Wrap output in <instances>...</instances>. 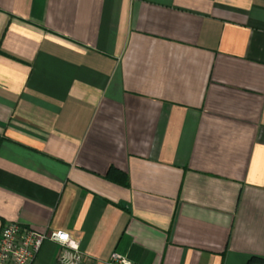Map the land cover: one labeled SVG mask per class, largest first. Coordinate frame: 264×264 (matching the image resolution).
Instances as JSON below:
<instances>
[{"label": "crops", "instance_id": "0c3cea01", "mask_svg": "<svg viewBox=\"0 0 264 264\" xmlns=\"http://www.w3.org/2000/svg\"><path fill=\"white\" fill-rule=\"evenodd\" d=\"M9 221L82 264H264V0H0Z\"/></svg>", "mask_w": 264, "mask_h": 264}, {"label": "built area", "instance_id": "2783aa9c", "mask_svg": "<svg viewBox=\"0 0 264 264\" xmlns=\"http://www.w3.org/2000/svg\"><path fill=\"white\" fill-rule=\"evenodd\" d=\"M58 247L57 264H82L84 254L79 242L65 230H38L9 221L0 230V264H32L44 241ZM106 264H132L117 251L110 253Z\"/></svg>", "mask_w": 264, "mask_h": 264}]
</instances>
